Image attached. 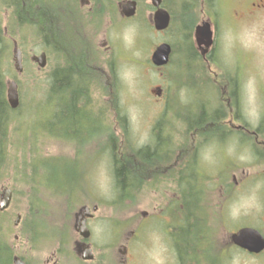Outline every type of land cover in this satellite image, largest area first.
<instances>
[{
  "label": "rangeland",
  "instance_id": "1",
  "mask_svg": "<svg viewBox=\"0 0 264 264\" xmlns=\"http://www.w3.org/2000/svg\"><path fill=\"white\" fill-rule=\"evenodd\" d=\"M20 1L21 5L18 6ZM58 1L47 0L45 4V0H40L33 5L32 0H0L1 99L4 101L11 80L16 82L19 90V105L13 109L4 107L0 110V127H4L0 133L4 138L0 147V189L1 194L6 189L11 191L10 203L0 214V243L9 251L8 264L16 249L14 234L18 232V227L25 228L26 220L28 224L29 219L35 221L36 237L41 240L38 250L45 252V227L59 225L56 221H49L54 218L50 209L57 208L63 201L78 203L94 200L101 204L99 220H102V224L106 223L103 228H107L103 232L101 226L95 228L97 240L101 242L108 239L112 242L114 235L122 232V229L113 231L109 228L107 224H110V220L115 225L123 223V226L127 222L128 231L141 221L143 210L153 212V216L161 214L146 222L144 233L139 235L138 244L132 253L135 259L130 264H264V258L255 263L232 245H223L224 238H228L230 231L237 227L251 223L255 227L253 223H256L255 213L258 210L253 211V208H259L257 204L264 206V179L253 177L258 165L254 155L250 154L251 149L253 152V148L259 151V147L239 143V137L230 131L220 145L216 142L207 143L200 148L197 142L194 155L200 156L204 167L201 166L202 172L194 173L193 186L195 190L202 189L201 197L205 199V207L211 216L207 225L210 230H205V236H200L197 244L183 247L185 253L179 256L174 239H177L178 226L182 225L180 222L183 220L176 222L170 218L184 217L181 208L186 191L179 186V175L170 178V162L162 164L155 176L144 178L146 183L143 186L131 188L126 182L125 196L131 194L132 197L124 199L122 195L119 199L110 147L107 151L103 149L106 147L100 146L102 137H108L111 133L117 140L122 139L116 144L117 153L126 151L130 155L129 149L134 153L144 144L154 143V128L159 121L157 127L161 139L169 142L170 133L176 132L179 149L182 145L180 139H183L180 135L186 133V119L192 117L188 111L200 113L206 104V109L211 113L221 110L220 120L227 121L230 113L235 112L245 121L263 119L264 89L259 87L261 84L264 86V28L258 26L254 30L256 25H253L250 17H242L235 28L227 22L230 9L243 0H217L218 7L216 0H212L217 8L216 11L213 7L217 12L219 49L216 48L213 53L211 70L217 76L208 72L194 45L192 34L202 14L201 0H193V19H188L187 26L183 24L182 11L176 6L177 0L175 3L167 0V5L174 10V23L162 33L153 30L150 0H138L137 14L127 20L119 16L116 7V12L105 13L102 10L96 16H85L79 11L82 27L69 15L63 17L58 14ZM30 3L31 9L35 11L40 7L37 15L45 17L54 27H59V30L63 28L65 33L68 32L66 29L75 27L79 31L81 29L82 36L87 38V45L93 52L92 69L99 78L93 77L77 100L78 107H84L79 109L87 120L84 127L71 125L69 128L70 123H74L55 114L59 111L56 106L60 105L54 96L49 103L52 107L45 109V102L52 99L49 95L53 94L49 85L50 74L57 66H63L66 59L58 47L45 43V31L36 18L27 20L18 15L17 7L24 8ZM181 32L187 36L189 45L197 53V59L188 57L194 60L193 64L180 57L185 48ZM67 39L72 41L73 37L67 33L64 41ZM162 41L172 44L173 54L169 64L158 69L151 63L150 55ZM14 42L22 51L20 71L16 69L14 60ZM41 52L47 55L43 66L38 65L34 58ZM67 52L63 54L67 55ZM229 74L243 79L239 84V97L232 98L233 106L227 103L228 95L223 93L233 88L231 84H234V80L227 82ZM158 88L161 89V97L157 94ZM121 122L124 123V129L120 126ZM65 130V134L77 141L79 147L76 143L75 148L68 146L67 137L62 134ZM96 130L101 131L100 138ZM105 131L108 132L103 136ZM146 148L150 150L151 146ZM177 149L172 152L170 159L174 158ZM187 155L185 149L178 152L177 162H182L180 167ZM220 161L224 162L220 168L225 170L234 169L235 163L239 164L240 167L234 171L235 178L230 174L224 178L211 177L212 172L209 171L217 169ZM164 168L167 169L165 173ZM183 176L181 184L185 183L186 186L191 177ZM235 181L239 182L238 185H235ZM186 187H189L188 184ZM171 196L176 197V210L169 209ZM223 201L227 215L224 221L222 218L219 220L217 207ZM154 206L157 208L154 209ZM197 211H202L201 207ZM259 211L262 209L259 208ZM19 213L21 222L18 226L13 225ZM260 216L264 217V214ZM185 222L190 228L189 220H184L183 225ZM172 225L177 227L172 228ZM178 236L180 240L182 237Z\"/></svg>",
  "mask_w": 264,
  "mask_h": 264
},
{
  "label": "flooded vegetation",
  "instance_id": "2",
  "mask_svg": "<svg viewBox=\"0 0 264 264\" xmlns=\"http://www.w3.org/2000/svg\"><path fill=\"white\" fill-rule=\"evenodd\" d=\"M124 1L125 0H59L57 12L60 16L64 17V15H69L70 19H76V24H79V27H82L83 22L80 15L78 14L79 11H82V13H84L83 15L85 16H96V14L102 10L105 13L117 11V13L120 15L121 6ZM135 1L137 10L139 2L138 0ZM190 1L193 0H180L181 3L185 2L187 4H189ZM166 2L167 0H161V6L168 10L170 16L174 17V10L172 9V7L168 6ZM201 2L202 6L204 5L205 9L203 7L200 21H202L203 19L208 20L212 30L213 39L212 44L210 46L201 48L202 54L204 55L201 56V59L202 61H204L208 72H211L214 76H217L218 74L211 70V64L213 62V53L216 51V48L219 49V46H217L219 29L217 20H215L217 8L216 5L212 2V0H201ZM20 3L21 1L18 3V6L21 5ZM190 4H192V2ZM115 7L116 11L114 9ZM150 7L154 10L153 6ZM213 7L216 9V11ZM46 11H48V9H46ZM242 17L251 18V20L253 21V25H256L254 30H256L258 26H262L264 28V0H243V2L238 3L236 7H232L229 11L228 24L231 26L233 25V27L235 28L237 23L242 20ZM69 30L67 32L68 36H71L72 34L73 39L76 37L74 41H76L78 44V54L84 57L83 59H86L87 62L90 61V64L91 59L93 57V52L90 46L87 45V38L82 36L81 29L79 31L75 27H70ZM67 33H64L65 36ZM241 80L243 79H241L239 76L237 78L235 74H229L227 78V82H234V84H231L233 85V88L229 90H224L223 93L228 95L226 97L227 103H232V106L234 104L232 98L234 99L239 97V84L241 83ZM259 88L264 89V86L261 84ZM205 102L209 104L208 101ZM232 106L229 110L232 109ZM227 107L229 108V105H227ZM203 112L205 117L204 121L198 122L194 121V119H191V121L186 124V133L184 135H180L181 137H183V139H180L182 141V145L179 149H177V140L179 138L176 132L172 131L170 133L171 139L169 140V142L167 140L161 139V144L167 141V144L164 146V149H162L164 151L163 154L166 159L162 158L159 160L157 156H154L159 160L157 164L155 163L154 169L160 170L161 165L166 164L169 161L170 164L168 168L169 175L171 176L170 178L175 176L177 177L179 175V172L185 175H190L197 171H201V166H203V163L199 160L200 156L198 158L197 154L194 155V151L197 148V142L200 148L204 147L207 143H209L210 145L216 142V144L220 145L222 142H224L227 135L226 133L230 131L232 135L239 137V143L260 148L259 151L255 150L254 148V152L252 151V149L251 151H249L250 154L252 156L254 155V157L256 158L255 162L258 165V168L254 170L255 175L253 177L257 176L264 179V112L262 113L263 119L260 121L256 120L255 122L254 119L252 122L245 121L237 112L230 113L227 121H225L224 119L220 120V114L215 116L218 120L208 121L209 112L211 113L212 111H208V109H206V107L204 106ZM1 128L2 127H0V133L2 132L1 130H3V128ZM63 134L65 135V132ZM3 140L4 138L2 135L0 136V143L3 142ZM144 146L146 147L147 144H144ZM77 147H79V145ZM175 149H177L176 155L173 156V159H170L169 157L171 156L172 152L175 151ZM183 149L187 151L188 155L185 157L187 159L184 160V163L180 167V164L182 162H177L178 152ZM149 151H151V149ZM223 164L224 162L220 161L217 164V169L214 168V170L209 171L212 172V174H210L211 177L224 178L230 174L233 176V178H235L234 176H236V173L234 171H236L237 167H240L239 164L235 163V168L231 170H225L220 168V166H222ZM198 166L200 167V169H198ZM166 170L167 169L164 168V173L166 172ZM242 172L245 171L243 170ZM238 183L239 182L235 181V185H238ZM174 184H176V181H174ZM262 188H264V185ZM85 190L83 191L85 192ZM83 191L82 193H84ZM201 191V188L197 189L196 192L198 194V201L192 209H186L185 204L183 203L181 208L185 211V215L191 223L189 228L190 232H192L194 237H196L197 239H199L200 236H205V230L207 228L208 230H210V227L207 225L210 223L209 218H211V216L209 214L208 208L206 209L205 207L206 203L204 202L205 199L201 197ZM262 194L264 195L263 190ZM75 202L76 201H74L73 203L63 201L60 202L57 208L50 209L53 212L52 217L54 218L49 219V221H56L59 223V225L57 227L55 225L45 227V252L38 250L41 240L36 237L37 227L34 220L29 219V224L28 220H26L25 228H23L22 226L18 227V232L14 234V245L16 249L10 259V264H130L135 259V257L133 258L132 253L134 248L138 244V236L141 235V231H143V228H145L146 222L148 220H153L156 215H158L156 214L153 216V212L149 213L148 211L143 210L141 212V221L137 224V226L130 227L128 231H126V229L129 227V224L127 222H124L125 224L123 226V223L115 225L110 220V224H107V226L113 231H119L122 229V232L114 235L113 239L111 238L112 242L110 239L101 242L100 240H97L96 233L98 232H96L95 230L96 226H101L102 232L107 229L106 227L103 228V225L105 226L106 223L102 224V220H99L101 219L98 214L100 211L101 204L99 202H96L95 200L94 202ZM63 203L67 204V206L63 205ZM177 205L178 203L176 202V197L171 196L169 209L176 210ZM257 206H259L262 211H259L258 207L253 208V211L258 210L255 213L256 223L253 224L255 228L260 232L264 241V217L260 216L261 213L264 214V206L258 204ZM199 207H201L202 211H197ZM217 207L220 216L219 220H221L222 218V220L224 221L227 216L225 213V202L223 201L219 203ZM153 208L156 209L157 207L154 206ZM58 209H60V212L58 211ZM1 212L3 211H0V214ZM218 213L216 214L218 215ZM170 219L176 222H180L181 220H183V217L181 215V217L178 219L176 216H173ZM20 222L21 221H19L17 226L20 224ZM180 223L182 224L183 221H181ZM171 227L176 228L177 226L174 227L172 225ZM236 230L238 229L236 228ZM236 230H232L231 232H234ZM224 243H228L232 246L234 245L236 249L244 252L246 255H248V259L253 260L255 263L258 261V259L264 258V249L261 250L259 253L248 252L238 246H235V244H233V242L230 240L229 236L228 238H224Z\"/></svg>",
  "mask_w": 264,
  "mask_h": 264
},
{
  "label": "trees",
  "instance_id": "3",
  "mask_svg": "<svg viewBox=\"0 0 264 264\" xmlns=\"http://www.w3.org/2000/svg\"><path fill=\"white\" fill-rule=\"evenodd\" d=\"M38 1L40 0H32L33 5L37 4ZM46 1L47 0H45V4ZM171 1H174L175 3V0H171ZM179 1L180 0H177L176 6L178 5L179 7H181L180 10L182 11V21L183 24L187 26L188 19L191 18L192 16L190 12L191 5L194 4V2H192V4H190L191 2L187 4L185 2L179 3ZM58 5H59V1H58ZM31 8H32L31 3L29 4V6H26L24 8L17 7L18 15H20V17L22 18H26L27 20L31 18L32 19L36 18V20L39 22V24L43 27L45 31V38H46L45 43L55 48L58 47L61 51V55L64 56L66 59V63L63 66L62 65L57 66L55 69L52 70V73L50 74L49 85L51 87V92L53 94L49 95L50 97H52V99H48V101L45 102V109L49 110V108L52 107V105L49 103L51 100H53L54 97H56L59 101L60 106H56L59 109V111H57V113L55 114L64 116V120L71 121L72 123H74V124L70 123L69 128L71 125L72 126L76 125L77 128L84 127L87 120L83 117V114L79 111V109L82 110L84 109V107H78L77 100L81 97V93L83 91H86L87 85L92 80V78L94 77L98 79L99 76L97 73L93 71L92 62L89 64L90 61L87 62L86 59H82L84 57H82L76 51L78 49V44L76 41H74L76 37L72 41L70 39L64 41L65 32L63 31V28L59 30L60 29L59 27L56 28L53 25H51L45 17L41 15H37L38 8L40 7H38L36 11ZM45 9H48L47 5ZM49 14L51 13L49 12ZM184 25L181 28H183ZM180 36L183 37L184 40L183 42L185 43V48L182 50L181 52L182 54L180 55V57H184L185 61L187 60L188 62H192L193 64L194 60L188 59V57L193 58L194 56V58L197 59L196 58L197 53L193 50L192 46L189 45L188 40L186 39L187 36L182 34V32ZM71 38H72V34H71ZM63 47H65V49H63ZM65 51H68L67 55L63 54V52ZM196 66L197 65H194V67ZM195 72L196 71H194V73ZM0 92H1V87H0ZM114 105L116 104L114 103ZM205 106H207V104ZM4 107L5 108L8 107L7 103L5 100L3 101L0 96V110L4 109ZM115 107L117 109V106ZM188 112H189L188 115L190 114L192 117H188V118L186 117L187 124L191 121V119H194V121H198V122L205 120L203 111L198 113L197 111L193 112L189 110ZM220 112L221 110L219 109H217L214 113L209 112L208 120L211 121L218 120L216 119L215 116L222 114ZM3 121L4 119H2V122ZM61 124H63V122H61ZM158 124L159 121L157 122L154 128L155 129L154 143L151 145H147V146H151V151H149L146 148L147 146L146 147L142 146L138 148L137 151L135 150L134 153H132L133 152L132 149H129L128 151H131L130 155L126 151L122 154H118L116 144H118L119 140H117V137L112 135L111 133L108 135L109 138L105 143V145H103V147L106 148L103 149L108 151V148L110 147V153L112 154L113 172L115 175L114 178L116 180L117 187L119 188L117 195L119 199L122 197V195H125L126 193V182H128V184L131 185V188L139 187L145 185L146 177L155 176L157 170L156 169L152 170V168L155 167V163L157 164L159 160L154 156H157L158 158L165 157L163 156L164 154L162 149H164V146L167 144V141L161 144L160 142L161 135L159 132V128L157 127ZM120 126L122 129H124L125 127L123 122L120 123ZM65 133H67L66 130ZM0 144H2V142ZM182 174L183 173L179 172V176H178L180 177L179 184L181 189L186 191L184 197L182 198V203L185 204L186 209H192L193 206H195L196 202L198 201V194L196 192L197 189L195 190L193 186V180H195L194 173L190 174L191 178L187 183L189 187H186L187 184L186 186H184L185 183L181 184L182 178L184 177L183 175H185ZM183 216H184L183 217V223H184V220H188L184 210H183ZM183 223L181 226H178L179 233L176 235L177 239H174V243L178 245L179 256L180 255L182 256V254L185 253V249L183 247L191 243L194 244L198 243V239L194 237L192 232H190L188 222H185V225H183ZM178 235L182 237L180 240ZM8 260H9V251L6 247L2 246V244L0 243V264H8Z\"/></svg>",
  "mask_w": 264,
  "mask_h": 264
},
{
  "label": "water",
  "instance_id": "4",
  "mask_svg": "<svg viewBox=\"0 0 264 264\" xmlns=\"http://www.w3.org/2000/svg\"><path fill=\"white\" fill-rule=\"evenodd\" d=\"M152 3L155 6H158L159 0H152ZM135 12V2L128 1L122 5V13L126 16H131ZM154 25L156 29H163L168 25L169 22V14L164 9H157L154 13ZM210 30L208 28V24L203 22L202 25H197L195 28V39L197 45L205 44L209 45L210 43ZM171 52V47L168 43L163 42L159 44L151 54V61L155 65H164L168 62L169 55ZM14 59L16 62V67L21 69V54L20 50H14ZM39 65L43 66L45 63V55L42 53L41 55L36 57ZM7 98L12 107H15L18 104V96H17V87L14 81H11L8 85L7 89ZM10 200V191L6 192L5 197L0 202V209H4ZM232 241L240 245L243 248H246L250 251L258 252L264 247L263 238L259 234V232L251 227H243L238 230V232L231 235ZM20 264V263H15Z\"/></svg>",
  "mask_w": 264,
  "mask_h": 264
},
{
  "label": "bare ground",
  "instance_id": "5",
  "mask_svg": "<svg viewBox=\"0 0 264 264\" xmlns=\"http://www.w3.org/2000/svg\"><path fill=\"white\" fill-rule=\"evenodd\" d=\"M4 128V127H3ZM2 129V128H1ZM2 131V130H1Z\"/></svg>",
  "mask_w": 264,
  "mask_h": 264
}]
</instances>
